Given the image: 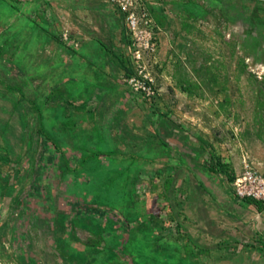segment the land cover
Masks as SVG:
<instances>
[{"label": "rangeland", "instance_id": "obj_1", "mask_svg": "<svg viewBox=\"0 0 264 264\" xmlns=\"http://www.w3.org/2000/svg\"><path fill=\"white\" fill-rule=\"evenodd\" d=\"M144 7L138 64L107 0H0V264H264V0Z\"/></svg>", "mask_w": 264, "mask_h": 264}, {"label": "built area", "instance_id": "obj_2", "mask_svg": "<svg viewBox=\"0 0 264 264\" xmlns=\"http://www.w3.org/2000/svg\"><path fill=\"white\" fill-rule=\"evenodd\" d=\"M32 1V0H18ZM125 18L131 35V50L135 61L139 64L144 59V53L155 46V31L152 19L147 18L148 12L144 7V0H107ZM67 39V35L65 34ZM143 63V62H142ZM143 73V70H140ZM130 82L137 88H147L145 83L135 77ZM242 175L235 180L237 193L240 197H254L264 200V176L257 174L246 162Z\"/></svg>", "mask_w": 264, "mask_h": 264}, {"label": "trees", "instance_id": "obj_3", "mask_svg": "<svg viewBox=\"0 0 264 264\" xmlns=\"http://www.w3.org/2000/svg\"><path fill=\"white\" fill-rule=\"evenodd\" d=\"M75 100L74 99H69L66 101V108L68 107H72L74 105ZM36 109L38 111V115L40 118V123H41V132L44 135V137H46L48 140H50L52 142V144L54 146L57 147V149H59V145L57 143V141L49 134L46 125L47 122L45 121L44 118V114H43V110L40 106L36 105ZM220 166H226L224 163H220ZM224 171L228 174L229 176V180L230 181H235L236 175L234 173H230V171H228L227 167H225ZM244 200L246 202H248L249 204L254 205L259 211H264V202L260 199L254 198V197H244ZM83 209H88L90 211H94L95 207H93V205L89 204V203H83L81 206ZM152 218H156L155 215L152 216ZM103 242V239L100 238H96V237H88L87 239L84 240V244L87 246H91V247H95V246H100ZM123 264H133L131 262H124Z\"/></svg>", "mask_w": 264, "mask_h": 264}]
</instances>
